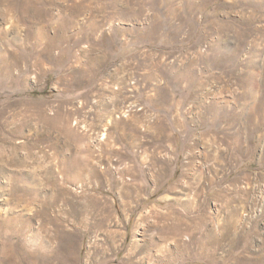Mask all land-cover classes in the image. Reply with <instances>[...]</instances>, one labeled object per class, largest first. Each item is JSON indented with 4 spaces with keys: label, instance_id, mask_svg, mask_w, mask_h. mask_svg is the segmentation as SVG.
I'll use <instances>...</instances> for the list:
<instances>
[{
    "label": "rangeland",
    "instance_id": "1",
    "mask_svg": "<svg viewBox=\"0 0 264 264\" xmlns=\"http://www.w3.org/2000/svg\"><path fill=\"white\" fill-rule=\"evenodd\" d=\"M159 5L0 0V264H264V0Z\"/></svg>",
    "mask_w": 264,
    "mask_h": 264
},
{
    "label": "bare ground",
    "instance_id": "2",
    "mask_svg": "<svg viewBox=\"0 0 264 264\" xmlns=\"http://www.w3.org/2000/svg\"><path fill=\"white\" fill-rule=\"evenodd\" d=\"M182 1L181 4L179 6L176 5V0H165V3L161 4L162 3V0H160V5L164 6V7H167V12L169 13V15L167 16L168 18H179L181 17L180 14H185L184 16V19L187 20V16H186V12L188 11V9H190V7H188V3H189V0H180ZM159 5V6H160ZM194 6V4H193ZM164 7H161V8H158V10H162L164 9ZM193 8V7H191ZM194 8L197 9V7L195 6ZM173 15H176V16H173ZM182 18V17H181ZM183 19V21H184ZM253 91V90H252ZM252 93V92H251ZM21 180H22V183H25V180L26 178L23 176V174L21 175ZM15 180V179H14ZM191 204V203H190ZM195 206V205H194ZM175 214L174 216H179V217H176V218H173L171 216H166L165 218H170V219H174V221H176V226L173 228L174 230H170L167 231L166 233H168L167 235H170V236H175V237H179L181 235V233L183 232L182 228L185 227L186 225V222H185V219H183V217L181 215H176L177 213H173ZM201 225V223L199 222L197 226ZM195 228H197L195 226ZM199 228V227H198ZM197 228V229H198ZM182 230V231H181ZM184 233V232H183ZM182 233V234H183ZM193 234V233H192ZM189 243H185L182 247L184 248H187L189 244L193 243L194 242V239L193 237L191 238V240L188 241ZM180 243V242H179ZM178 243V244H179ZM183 244V243H182Z\"/></svg>",
    "mask_w": 264,
    "mask_h": 264
}]
</instances>
